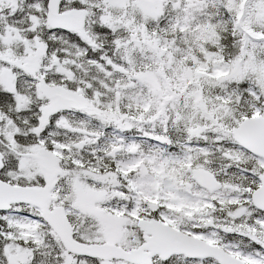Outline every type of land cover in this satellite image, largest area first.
Segmentation results:
<instances>
[{
	"label": "snow or ice",
	"instance_id": "snow-or-ice-1",
	"mask_svg": "<svg viewBox=\"0 0 264 264\" xmlns=\"http://www.w3.org/2000/svg\"><path fill=\"white\" fill-rule=\"evenodd\" d=\"M0 264H264V0H0Z\"/></svg>",
	"mask_w": 264,
	"mask_h": 264
}]
</instances>
